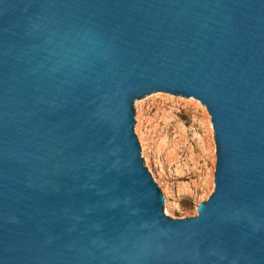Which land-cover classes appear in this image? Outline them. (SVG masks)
Here are the masks:
<instances>
[{"label":"water","instance_id":"obj_1","mask_svg":"<svg viewBox=\"0 0 264 264\" xmlns=\"http://www.w3.org/2000/svg\"><path fill=\"white\" fill-rule=\"evenodd\" d=\"M156 91L211 114L190 217L141 155ZM0 264H264V0H0Z\"/></svg>","mask_w":264,"mask_h":264},{"label":"rangeland","instance_id":"obj_2","mask_svg":"<svg viewBox=\"0 0 264 264\" xmlns=\"http://www.w3.org/2000/svg\"><path fill=\"white\" fill-rule=\"evenodd\" d=\"M135 132L145 166L172 218L197 214L215 188L217 143L211 114L195 97L156 91L134 101Z\"/></svg>","mask_w":264,"mask_h":264}]
</instances>
